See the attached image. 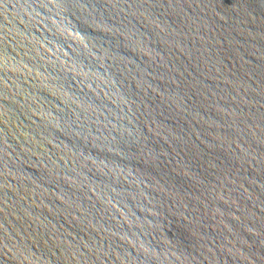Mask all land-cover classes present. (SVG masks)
<instances>
[{"label": "water", "instance_id": "95a60500", "mask_svg": "<svg viewBox=\"0 0 264 264\" xmlns=\"http://www.w3.org/2000/svg\"><path fill=\"white\" fill-rule=\"evenodd\" d=\"M0 264H264V0H0Z\"/></svg>", "mask_w": 264, "mask_h": 264}]
</instances>
